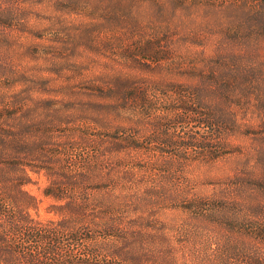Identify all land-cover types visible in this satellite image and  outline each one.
Listing matches in <instances>:
<instances>
[{"label": "trees", "instance_id": "16d2710c", "mask_svg": "<svg viewBox=\"0 0 264 264\" xmlns=\"http://www.w3.org/2000/svg\"><path fill=\"white\" fill-rule=\"evenodd\" d=\"M54 1L0 0V264H264V0H111L125 17L143 4L133 26L174 24L132 34L126 51L142 47L148 61L127 68L76 52L73 83H56L55 65L81 36L54 25L92 4ZM187 23L204 32L184 33ZM216 149L232 155L231 179L189 195L183 159ZM33 173L45 178L46 217L26 187ZM177 206L189 216L172 232L161 215Z\"/></svg>", "mask_w": 264, "mask_h": 264}, {"label": "rangeland", "instance_id": "374dc122", "mask_svg": "<svg viewBox=\"0 0 264 264\" xmlns=\"http://www.w3.org/2000/svg\"><path fill=\"white\" fill-rule=\"evenodd\" d=\"M40 1V0H33ZM44 3H53L54 0H43ZM90 2V1H89ZM78 3L85 4L84 0H80ZM92 5L89 7H82V5H74L73 11H69V18L67 20H60L57 22L54 27H58L62 32L63 29L69 27L70 34H79L81 38L77 41L78 43L71 42V38L66 39V51L70 52V57L67 60H61V63L55 65V68H62L63 75H56V83H73L77 81L72 80V71L69 69L75 68L73 64V59L78 56L76 52H83L84 54L81 58L84 60V63H87L89 66L97 65L98 68L106 66V64H113L116 66H122L127 68L128 64H140L143 61H148L144 59L143 56H146L145 53L141 51V48L134 49V52L137 56L130 57L128 54L129 51H126L127 45L134 43L133 37L140 36L139 39L145 38L149 34H153L155 31H158L159 34H162L167 28L166 21L174 23L171 20V15L168 16H156L154 15L151 20L154 23H157L159 26L157 28L150 27L149 18L147 16H140V24L133 26V22H130V19L135 18L134 13L142 11L143 4L141 6L134 4L125 11L127 17L122 15L121 12L114 13L111 9V0H91ZM57 8H64L65 6L60 5L58 2L56 4ZM60 13V11L58 12ZM45 14V13H44ZM42 14V16H45ZM58 15V14H57ZM58 19H61V16H57ZM133 17V18H132ZM93 20L96 22L93 26L87 24ZM65 21V22H64ZM184 33H192L196 31L204 32V28L199 30L197 27L190 26L188 23L185 24L183 28ZM53 30L49 29L44 32L45 36L51 34ZM132 32V33H131ZM101 34L97 38L96 34ZM135 34L132 38L131 35ZM87 35L89 37H94L91 41L85 38ZM130 35V36H129ZM46 38V37H41ZM20 40H38L35 36L31 34L19 36ZM131 42V43H130ZM146 40L141 41V45L144 46ZM202 46L199 44H188L182 45L181 50H190L196 51ZM125 50V51H124ZM128 50V49H127ZM36 54L26 55L25 60L30 66H46L49 63L44 61H39L40 59L35 58ZM106 63V64H105ZM105 64V65H104ZM51 66V65H49ZM241 139V136L236 137L232 136L230 141L233 142V145L236 144ZM232 145V146H233ZM167 153V152H165ZM232 155L225 153L218 156V150L216 149V157L211 153L208 156H200L197 159H183L182 170L178 174L179 182L183 186L184 190L188 192L189 195H209L214 194L219 190H222L226 187V182L231 179V172H228V166H232ZM33 181L26 185V187L36 194L38 198L41 199L39 206L40 217H46L51 213H47L45 206L50 201V198L46 197L42 193V188L45 183V178L42 174L33 173ZM179 206V205H178ZM171 207L163 211L161 215L164 220H166L173 231L177 224L182 219L188 218V212L182 207ZM209 238L206 239V236H201L196 247L202 253L209 252L211 247H208ZM191 249V248H190Z\"/></svg>", "mask_w": 264, "mask_h": 264}]
</instances>
